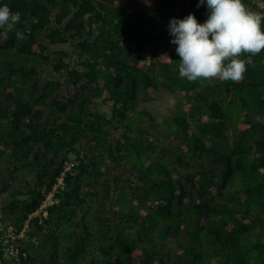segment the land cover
I'll list each match as a JSON object with an SVG mask.
<instances>
[{
  "label": "trees",
  "instance_id": "16d2710c",
  "mask_svg": "<svg viewBox=\"0 0 264 264\" xmlns=\"http://www.w3.org/2000/svg\"><path fill=\"white\" fill-rule=\"evenodd\" d=\"M65 1L66 13L53 21L40 16L43 0H0L32 29L0 39V169L7 166L13 179L22 171L36 175L1 207L0 222L21 230L43 190L67 162L76 163L58 194L61 204L44 224L31 225L19 264H82L97 252L102 259L92 264H264V49L241 54L247 70L238 81H189L179 76L168 26L189 14L203 23L207 9L199 0H164L152 14L81 0L63 22L70 15ZM244 3L264 16V0ZM73 49L80 65L69 58ZM161 89L185 95L182 112L165 121L163 140L143 126L148 118L157 128L154 116L136 109L141 91L152 103ZM105 95L113 107L108 117L93 110ZM112 130L121 138L111 139ZM158 149L157 160H149ZM169 155L195 165L196 174L177 181L165 164ZM123 167H131L130 176L117 171ZM126 191L147 213L123 215L118 205ZM157 230L174 247L145 245Z\"/></svg>",
  "mask_w": 264,
  "mask_h": 264
},
{
  "label": "clouds",
  "instance_id": "9594fccd",
  "mask_svg": "<svg viewBox=\"0 0 264 264\" xmlns=\"http://www.w3.org/2000/svg\"><path fill=\"white\" fill-rule=\"evenodd\" d=\"M206 6L201 23L194 14L172 18L168 30L179 59V76L189 81L216 78L238 81L246 72L242 53L257 55L264 49V16L251 12L244 0H199ZM19 13L0 5V28H13ZM18 38H23L17 32Z\"/></svg>",
  "mask_w": 264,
  "mask_h": 264
},
{
  "label": "rangeland",
  "instance_id": "374dc122",
  "mask_svg": "<svg viewBox=\"0 0 264 264\" xmlns=\"http://www.w3.org/2000/svg\"><path fill=\"white\" fill-rule=\"evenodd\" d=\"M79 55H80L79 52L77 50L73 49V52L70 54L69 58L72 59L75 64L80 65L81 60L79 61V58H78ZM80 57H81V55H80ZM87 57L89 59L91 57V55H88ZM101 69L99 68L98 71H100ZM46 71L49 73L48 68ZM101 72H102V70H101ZM105 94L108 95V92ZM108 96L110 97V94ZM145 97H146V95H145L144 91H141L140 95H139V101H138V105L136 106V109L138 111L139 110H146V111L150 112L154 116V118L156 120L155 121L156 125H158V127L153 128V127H155V124H154V122H152L148 118L143 119L144 121L142 120L144 122L143 126L149 132H152L154 134V136L160 137V139L163 140L162 136H163V132L165 130V124H166L165 121L168 120L169 122H171L170 120L173 119V117L177 116V114L182 112V109H183L182 106L184 103L185 95L181 91H176V92L172 93V92H169L165 89H161L156 94V99L152 103H150V102L146 103L144 100ZM170 130L175 131V127L174 126L171 127ZM115 134H120L119 138L122 136L121 132L120 133L116 132ZM116 138H115L116 140L119 139L117 136H116ZM162 143L160 142V145ZM78 155L79 154L77 152L76 153L71 152L69 154V159L75 161L78 159ZM158 156H159V149L157 150L156 153L150 152L147 154V158L153 162H155L157 160ZM175 158H176V156L169 155L165 161V164L172 171V175L177 181L181 180L182 182H186V176L189 173L196 174V170H197L196 166L193 165L192 167H189V166L187 167L186 165H178V164L174 163ZM189 160H191V159L189 158V156H187V161H189ZM6 168H8V167L7 166L2 167V170L4 173L3 174L4 175L3 180H2V175H0V190H1V192H5L0 197V209L2 206H4V204L6 202H8V200H10V197L12 194L14 195V193L20 189L26 190V182L28 180L35 178V173L32 174V170H28V171H22L20 173L15 174L14 175L15 179H13L11 177L12 171L6 170ZM2 170L0 169V171H2ZM120 170H124L122 172L126 176H130L127 174L129 172H132L131 167H123L122 169H119L117 171L119 172ZM0 174H1V172H0ZM2 182H4V183H2ZM84 192H85V190H84ZM136 193L138 194V196L144 195V193H138V192H136ZM129 194H131V193L126 191V193L123 194L124 198L120 197L121 205H118V206H119V208H121L123 215L124 216H131V215H136V214L142 215L144 212H146V204H143L141 208H137L136 206H133L132 202L129 200ZM100 196H101V194H100ZM130 198H131V195H130ZM142 198H143V196H142ZM91 202L94 203L93 200ZM143 203H145V202H143ZM94 207L95 206L93 205V208ZM92 212H94V211H92ZM99 216H102V214H99ZM124 216H123V218H125ZM90 217L92 219V215ZM140 222H142V221L140 220ZM115 223L119 224L118 221H116ZM133 224H135V223L133 222ZM93 229H94L93 231H96L97 226L94 225ZM68 230H69V227H66V229L64 230V233L69 232ZM79 234L82 235L83 232L80 231ZM159 234H160V230H157V232H155V233H153V232L149 233V238L146 239V242L144 244L147 246H153L154 244H157L160 242V243L166 244L167 248L174 247V245L171 241L166 240V239L161 240ZM60 239L63 240L64 235H61ZM111 247H113L112 244H111ZM49 251H50V249L49 250L45 249L43 251V253L44 254L48 253V255H49ZM61 254H62V257L64 258L65 249L61 250ZM94 259H97V261H99V259H102L101 254L99 252H97L93 256H89L88 261L84 262L82 264H92V261ZM4 264H14V263H13L12 259L10 258V256H7L5 258Z\"/></svg>",
  "mask_w": 264,
  "mask_h": 264
},
{
  "label": "built area",
  "instance_id": "2783aa9c",
  "mask_svg": "<svg viewBox=\"0 0 264 264\" xmlns=\"http://www.w3.org/2000/svg\"><path fill=\"white\" fill-rule=\"evenodd\" d=\"M75 165L76 163L67 162L64 171L57 178L52 188L50 190L46 188L43 190L44 200L42 204L35 212L28 216L21 230H17L12 224L4 225L0 222V245L4 251V258L10 256L14 264H19L21 256L26 257L27 253L22 252L20 247L22 246V242L27 239L31 225L34 221L44 224L51 214V209L61 204L58 194L65 188L66 173L71 171ZM0 263L4 264L1 259Z\"/></svg>",
  "mask_w": 264,
  "mask_h": 264
},
{
  "label": "flooded vegetation",
  "instance_id": "af4514ba",
  "mask_svg": "<svg viewBox=\"0 0 264 264\" xmlns=\"http://www.w3.org/2000/svg\"><path fill=\"white\" fill-rule=\"evenodd\" d=\"M108 3L111 4H115L114 0H104ZM43 6L41 8V18H44V15H49V18L53 21H56L54 19H56L58 16L62 15L64 16V12L66 10V6H65V0H55L54 2H52V0H43ZM81 3V0H69V3L67 4V11H69V16L63 17L62 21H70L73 19V17H75V13L76 10L79 8ZM102 4V3H101ZM105 5V4H103ZM108 6V5H105ZM110 7V6H108ZM113 8V7H110ZM66 13V12H65ZM20 14V13H19ZM24 15L20 14V17L24 19L23 17ZM65 19V20H64ZM34 20V19H33ZM36 20H40L39 18ZM24 22V20H23ZM12 29H16L17 32L22 33V36H29L32 33V29L30 28V25L27 23V21H25L23 24L20 23V21L13 26V28L8 29L7 27L4 28H0V39L2 38H6L8 35H10V32L12 31ZM44 35V31H38L37 32V36L38 37H43Z\"/></svg>",
  "mask_w": 264,
  "mask_h": 264
},
{
  "label": "water",
  "instance_id": "95a60500",
  "mask_svg": "<svg viewBox=\"0 0 264 264\" xmlns=\"http://www.w3.org/2000/svg\"><path fill=\"white\" fill-rule=\"evenodd\" d=\"M99 3L108 5L116 9H123L134 14H152L157 11L164 0H114L115 4L108 3L104 0H96ZM115 192V183L112 181V193L110 202Z\"/></svg>",
  "mask_w": 264,
  "mask_h": 264
},
{
  "label": "crops",
  "instance_id": "0c3cea01",
  "mask_svg": "<svg viewBox=\"0 0 264 264\" xmlns=\"http://www.w3.org/2000/svg\"><path fill=\"white\" fill-rule=\"evenodd\" d=\"M94 105H93V110H95L96 112L100 113L101 115H103L104 117H108L111 115L112 113V103L109 101L107 95L101 97V98H96L94 99ZM120 133L121 131H114L112 130L110 133V137L113 140H116V136L119 138L120 134H115V133ZM122 134V132H121ZM116 138V139H115ZM121 138V137H120ZM86 149L89 148V146H85ZM36 176V175H35ZM35 179V178H34ZM86 191V189H85ZM103 195V194H102ZM10 196V195H9ZM83 232V231H82ZM37 237V236H36Z\"/></svg>",
  "mask_w": 264,
  "mask_h": 264
}]
</instances>
